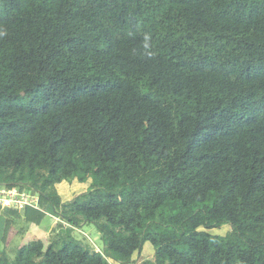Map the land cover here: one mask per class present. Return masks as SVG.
Here are the masks:
<instances>
[{
    "label": "trees",
    "instance_id": "trees-1",
    "mask_svg": "<svg viewBox=\"0 0 264 264\" xmlns=\"http://www.w3.org/2000/svg\"><path fill=\"white\" fill-rule=\"evenodd\" d=\"M0 187V264H264V0H0Z\"/></svg>",
    "mask_w": 264,
    "mask_h": 264
},
{
    "label": "rangeland",
    "instance_id": "rangeland-1",
    "mask_svg": "<svg viewBox=\"0 0 264 264\" xmlns=\"http://www.w3.org/2000/svg\"><path fill=\"white\" fill-rule=\"evenodd\" d=\"M56 192L61 200V203L67 204L87 192V184H79L76 182L72 184L62 183L56 186ZM47 218L48 220H45L42 226L43 228H41V226H30L23 220H9L10 224H7L12 229L6 233L5 241H7V245L19 246L22 241L29 236L41 239L56 232L59 229V223H61V221L57 218H53V220L52 218ZM210 232L224 236H232V230L228 225H224L220 229H214ZM73 235L76 239H85L95 252H99L101 250L100 238H98L99 236L95 234L92 228L85 227L83 230H76ZM146 260H153V247L150 243L145 244L141 260L137 264H142Z\"/></svg>",
    "mask_w": 264,
    "mask_h": 264
},
{
    "label": "built area",
    "instance_id": "built-area-1",
    "mask_svg": "<svg viewBox=\"0 0 264 264\" xmlns=\"http://www.w3.org/2000/svg\"><path fill=\"white\" fill-rule=\"evenodd\" d=\"M0 208L13 209L21 213L27 209L41 211L39 195L16 187H0Z\"/></svg>",
    "mask_w": 264,
    "mask_h": 264
},
{
    "label": "clouds",
    "instance_id": "clouds-1",
    "mask_svg": "<svg viewBox=\"0 0 264 264\" xmlns=\"http://www.w3.org/2000/svg\"><path fill=\"white\" fill-rule=\"evenodd\" d=\"M100 252V251H99Z\"/></svg>",
    "mask_w": 264,
    "mask_h": 264
},
{
    "label": "crops",
    "instance_id": "crops-1",
    "mask_svg": "<svg viewBox=\"0 0 264 264\" xmlns=\"http://www.w3.org/2000/svg\"><path fill=\"white\" fill-rule=\"evenodd\" d=\"M99 238V237H98Z\"/></svg>",
    "mask_w": 264,
    "mask_h": 264
}]
</instances>
